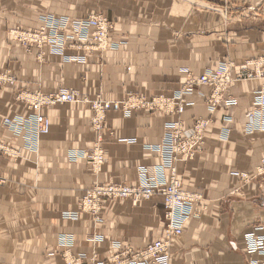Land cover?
Masks as SVG:
<instances>
[{
    "label": "crops",
    "instance_id": "1",
    "mask_svg": "<svg viewBox=\"0 0 264 264\" xmlns=\"http://www.w3.org/2000/svg\"><path fill=\"white\" fill-rule=\"evenodd\" d=\"M96 2L98 6L84 2V12L74 18L99 10L114 25L112 40L127 44L106 52H65L76 57L88 53L84 65L50 55L40 61L35 48L25 50L9 42L6 28L18 24L36 28L35 15L0 21V71L8 70L16 79L15 86L0 89V140L10 147L21 149L23 141L13 138L1 120L25 114L15 99L19 92L51 94L65 89L79 99L100 96L109 102L130 95L171 96L188 73L214 71L221 60L241 65L264 58V14L244 11L258 13L264 0H194L190 6L189 0ZM206 4L225 5L229 17L219 10L194 8L204 9ZM260 72L261 77L238 81L229 91L238 102L233 108L221 104L211 114L204 103L207 87L187 98L190 105L179 118L184 126L190 128L198 119L210 123L202 151L193 161L175 166L181 187L200 194L202 200L172 245L170 264H247L251 259L244 252L243 234L256 226L264 230V174L257 173L264 157V132L246 135L244 129L253 94L264 88V67ZM88 104L45 109L50 129L41 136L38 152H23L19 160L0 156V176L6 180L0 187V264H64L62 254L93 252L105 258L114 243L140 250L163 238L165 209L159 194L137 205L129 200L106 202L98 221L88 214L76 220L63 218L64 213L77 211L85 191L96 184L134 185L141 170L156 174L161 161L148 148L160 143L165 122L174 120L161 113L134 112L124 118L108 112L98 145ZM95 147L105 154L99 173L85 160H68L72 150ZM168 175L167 170L164 176ZM243 175L248 179L242 180ZM62 234L73 239L68 251L60 247Z\"/></svg>",
    "mask_w": 264,
    "mask_h": 264
},
{
    "label": "built area",
    "instance_id": "2",
    "mask_svg": "<svg viewBox=\"0 0 264 264\" xmlns=\"http://www.w3.org/2000/svg\"><path fill=\"white\" fill-rule=\"evenodd\" d=\"M45 20V24L50 29L46 32L45 29L34 33L26 32L20 35H16L25 44V46H38L47 43L49 52L65 45L67 40L73 39H85L96 38L100 45L98 48H105L106 45H101L104 37V32H101L102 27L107 24L106 19L101 17H89L84 20H80L71 24L68 20ZM82 29V33L85 35H75V33L69 32L68 34L60 33L64 27L68 29ZM89 28H93V32H89ZM45 31V32H44ZM16 36L14 37L16 39ZM54 52V51H53ZM263 62H258L261 67ZM251 66V62L249 63ZM264 66V65H263ZM230 66L222 64L219 70L215 73L209 71L206 74L199 77H188V80L181 86V88L174 93L173 97L156 96V97H132L128 96L123 103L106 102L94 99L88 101L84 99L86 103H90V110L92 112L93 121L97 128L104 125L105 116L107 112H119L124 113V117L127 118L132 110H145L148 113H164L170 116H179L182 114L185 106L184 96L190 94L195 88L201 86H207L211 88L210 94L205 103L208 105L211 111L217 110L220 106V102H223L225 106H232L235 101L232 100L227 90L238 80H250L253 79V71L248 69V66L243 68L240 73H237L234 77L229 72ZM9 83L13 84L12 78L0 74V85ZM19 98L22 102H25V108L31 112V115L21 118L18 121H13L12 118L4 120V125L8 128H13L14 131L20 126L24 135L28 136L30 133V139L37 140L41 136L47 135L50 129V123L48 119L41 113L42 110L53 107L57 104H74L79 102V98L74 92L67 90H60L54 94L44 95L41 93L27 94L20 93ZM219 105V106H218ZM246 133L252 134L254 132H264V88L255 93V102L251 108V111L246 113ZM12 119V120H11ZM194 127L191 130H184L180 121L176 118L172 122H167L164 125V137L159 144L148 148L152 152H155L160 161L162 167L158 172V176L155 174L148 176L144 171V179L138 186H131L128 184L121 185H106L96 186L89 190L79 202L80 209H78L77 215L66 214L65 218L73 219L77 218L81 214H88L98 221L100 212L103 205L106 202H117L120 200H129L134 205H137L143 201H148L154 194L159 193L163 198L164 213V235L159 241L148 244L146 247L140 250H132L130 248H123L120 244H112L110 247L111 253L105 258H100L97 254L92 253L91 256L86 255H71L62 254L64 264H170L169 248L174 238H177L181 232L183 225L192 217L193 206L201 199L200 196L191 192L184 191L181 185L176 180L174 175L173 163L177 159L184 161H192L196 158V154L199 153L202 138L205 134L206 124L202 122H195ZM28 128V129H27ZM18 131V130H17ZM33 132L37 134L34 135ZM93 154H87L83 152H68V160L71 163H76L79 159L86 160L92 171L99 173L104 164L103 153L100 150H95ZM160 162V163H161ZM167 170L171 171V178L167 180L164 175L167 174ZM93 171V172H94ZM258 173L264 174V160L263 164L259 168ZM246 179V178H244ZM262 226H256L249 232L243 234L244 252L248 256L259 255L264 256V232ZM263 232V233H262ZM73 245V239L63 237L60 241V247L64 250H70ZM247 264H264V259L261 261H248Z\"/></svg>",
    "mask_w": 264,
    "mask_h": 264
},
{
    "label": "rangeland",
    "instance_id": "3",
    "mask_svg": "<svg viewBox=\"0 0 264 264\" xmlns=\"http://www.w3.org/2000/svg\"><path fill=\"white\" fill-rule=\"evenodd\" d=\"M2 1L5 3V8L0 9V21H3V19L10 18V17L27 18V15H28V18H29V17H31V15H35L36 16V19H37V22H38L36 28L25 29L22 26H20L19 24L15 25V26L13 25V26H9L8 28H6L5 35H6V37L9 40L10 43H13V44H15L18 47L24 48L25 50H29L31 48H35L36 50H38L39 54H38L37 57H38V59H40V61H43L45 59L46 55H48V56L50 55V56L62 57L64 63H69V64L70 63H77V64L84 65L88 61V57H89L88 53H86L84 56L76 57V56H67V55H65V52L67 50H72V51H75V52H78V51L81 52L83 50H87V51L89 50V51H94V52L95 51L96 52H106V51H110V50H121V49L126 47L127 43H125L123 41L116 42V41L112 40L111 34L114 31V25L106 18V16H104L103 12H99V10H96L95 14H90V15H88L86 17H83V18H74V17H78L81 13L84 12V8H83V3L84 2L85 3H89L90 2V4L98 6V3L96 2L98 0H1V2ZM225 1L226 0H224V2ZM193 2H194V0H189L188 6H190V3L194 4ZM206 5H207V7L204 8V9L203 8H198V7H195V6H194V8H196L198 11L206 10V11H210V12H213V13L215 11L219 10L220 12L222 11V13H223L221 15H223L224 17L225 16L229 17L228 16L229 15V10H228V8L225 5L222 8L221 7L220 8L212 7L213 5H208V4H206ZM244 11L247 12L246 14H249V13H256L258 15L264 14L263 13L264 9L259 10L258 13L253 11V10H248L247 8H245ZM230 12H231V9H230ZM89 17H101L102 19H104V18L106 19V23H107L108 27H107V30L104 33V37H102L103 40H102V44H101V45H103L105 43L106 47L104 49L103 48H98V45H100V43L98 42V40L96 38H92L91 39L89 37V38H85V39L67 40L64 46L62 44L61 47L56 48L55 50H53L54 52L52 51V53H50L49 52L50 48L48 46H45L47 43L44 42V44H42L40 47H38V46L37 47L36 46H30V45L25 46V44L19 39V37L16 36V35H20V34H23V33H26V32H31V33H34V32H37V31L40 32L41 29H43V28L45 29L46 32H49L50 29L45 24V20L49 21V20L53 19V20H56L57 22H60L59 20H68L71 24H74L75 22H78L80 20H84V19L89 18ZM81 30L82 29H77L76 27H74V29H70V26H69L68 29H66V30L63 27L62 30L59 31V32L61 34L64 33L65 35L68 34L69 32L75 33V35H79V34L85 35V34L82 33ZM89 32L92 33L93 31L89 30ZM15 36H16V39L14 38ZM91 53H93V52H91ZM259 59H263V61H264V58H259ZM225 63H227V62H225V60L219 61L218 62L219 65L217 66V68L215 67L216 69L214 71L218 70L220 68V66L222 64H225ZM263 65L261 66V68L264 67ZM252 67L253 66L251 65V68ZM205 71L209 72V71H213V70L212 69H207ZM0 74L6 75V76H11L12 78H14L15 83H16L15 77L8 70H5V71L2 70V71H0ZM258 74L260 75L261 72L260 73L258 72ZM185 80L186 79H184V82H185ZM184 82H183V84H184ZM14 86H15V84H14ZM181 86L177 90H175L173 93L177 92L181 88ZM1 88H3V86L0 85V89ZM60 90H65V89H60ZM60 90H58V91H60ZM57 92H55V93H57ZM20 93H27V92H19L15 96L16 101L19 104H21L22 107L25 108V106H24L25 102H22L21 98H19L20 97L19 96ZM51 94H54V93H51ZM130 96H134V95H130ZM127 97L121 102H117L116 101V103H123L127 99ZM86 98L85 97L80 98L79 102L86 103V102L83 101ZM150 98H152V97H150ZM94 99H99L102 102L106 101V100L102 99L100 96H94ZM92 100H90V101H92ZM106 102H109V101H106ZM111 103H113V102H111ZM86 104H88V103H86ZM48 108H51V107H48ZM25 111H26L25 114L16 115L14 117L7 116V117H5V118H3L1 120L2 127L4 129H6L12 135L13 138L20 139V140L23 141V147L21 149H15V148L10 147L4 141L0 140V156H3L5 158L11 159V160H19V158L23 156V155H21V153H23V152H24L23 154L37 153L38 152L39 142H40L41 137L39 138V140H37L38 136L36 135L37 134L36 132H33V134L36 135L35 136L36 138L34 140H31L29 138L31 136L30 133H28L29 137L27 135L25 136L24 133H21V132H23V130L20 129V126L17 127L18 131L17 130L14 131L13 128H8L7 126L4 125V120L8 119V118H12L13 121H16V120L18 121L19 119L21 120V118H23V117H27L28 118L31 115V112L28 110V108L27 109L25 108ZM43 111L44 110L41 111L42 114H43ZM110 112H113V111H110ZM134 112L135 111H130L129 114L131 115ZM115 113H119V112H115ZM122 114H124V113L122 112ZM150 114L153 115L155 113H150ZM161 114H164V113H161ZM43 116H44V114H43ZM91 117L93 118L92 112H91ZM124 118H126V117H124ZM90 123H91L93 131L96 132V134L98 136L97 139H96L95 144L99 145V143H101V141H98L99 138H100L99 136H100L101 132L104 130L105 125H102V126H100V128H97L95 126V124L92 123V121H90ZM105 123H106V116H105L104 124ZM99 148L100 147H95V148H93L90 151H86V152L85 151H80V152L87 153V154L90 155V154H93L92 152H94L95 150H99ZM72 151H74V150H72ZM102 153H103V157H104V161H105V154H104L103 151H102ZM22 158H24V156ZM85 161L87 163H89V158H86ZM5 183H6V180L0 176V187L4 186ZM109 185H119V184H109ZM96 186H106V185H104V184L103 185H97L96 184V185L92 186L91 188L87 189L82 197H84L85 194L89 190L93 189ZM82 197H81V199H82ZM78 209H80V206H78L76 212H66V213H64V217L63 218L66 219V220H76L79 216L77 218H73V219H67V218H65V216H66V214L77 215L76 213L78 212ZM64 235H67V234L60 235L58 240L61 241V239L63 237H65ZM70 238H72V237H70Z\"/></svg>",
    "mask_w": 264,
    "mask_h": 264
},
{
    "label": "bare ground",
    "instance_id": "4",
    "mask_svg": "<svg viewBox=\"0 0 264 264\" xmlns=\"http://www.w3.org/2000/svg\"><path fill=\"white\" fill-rule=\"evenodd\" d=\"M107 27H108V25L107 24H105L103 27H102V29H101V32H104L106 29H107ZM90 29V31H94L93 30V28H89ZM104 43V42H103ZM104 45H105V43H104ZM263 62V59H260V60H257V61H255V62H251V65L253 66V68L254 69H252V71H253V79H255V78H259V77H261V74L259 75L258 74V72L260 71V69H261V67H259V65H258V62ZM250 63V62H249ZM249 63H244V64H241V65H235V64H233V63H231V62H227V63H225L226 65H229L230 66V69H229V72H230V74L234 77L237 73H240L242 70H243V68L244 67H246V65L248 66V69L251 71V66H250V64ZM219 70V69H218ZM218 70H216V71H213V72H217ZM259 70V71H258ZM207 72H205L204 74H206ZM204 74H202V75H204ZM202 75H199V76H202ZM189 76H191V77H199V76H194V75H191L190 73H188L187 74V76H186V80H185V82L188 80V77ZM8 77H10V78H12L11 76H8ZM12 80H13V84H9V83H6V84H4L3 85V87H13L14 86V84H15V80H14V78H12ZM250 80H252V79H250ZM238 81H241V80H238ZM237 81V82H238ZM184 82V83H185ZM236 81L234 82V84L227 90V94H228V96L232 99V100H234L235 101V104L234 105H232V106H230V105H228V106H225L226 108H233V107H235V106H237V104H238V102H237V100L235 99V98H233L232 96H230V94H229V91L235 86V84L237 83ZM203 87H207V86H201V87H198V88H195V90L194 91H192L190 94H187V95H185L184 96V100H185V106H184V110H185V108L187 107V106H189L190 105V103L189 102H187V98L188 97H190V96H192L193 94H195V93H197V92H199V89L200 88H203ZM207 88H209V90L211 91V88L210 87H207ZM262 90V89H261ZM261 90H258V91H256V92H259V91H261ZM179 92V91H178ZM256 92H254V101H253V103L255 102V93ZM28 94H36V93H41V92H35V93H29V92H27ZM41 94H43V93H41ZM209 94H210V92H209ZM209 94L204 98V100L206 101V99L208 98V96H209ZM44 95H48V94H44ZM160 96H164V95H160ZM174 96V93L171 95V96H166V97H173ZM132 97H145V96H136V95H134V96H132ZM156 97V96H155ZM205 101H204V103H205ZM223 102H220V104L219 105H221ZM57 105H60V104H57ZM57 105H55V106H57ZM205 105H206V107H207V109H208V111L212 114V113H214L216 110H213V111H211L210 109H209V107H208V105L205 103ZM218 105V106H219ZM252 106H253V104H252ZM54 107V106H53ZM252 108V107H251ZM45 110V109H44ZM184 110H183V112H184ZM132 111H135V112H147V111H145V110H141V109H139V110H132ZM249 111H251V109L250 110H248V111H246L245 112V115H246V113H248ZM183 112H182V114H183ZM107 114V113H106ZM182 114H180L179 116H170V115H166L168 118L169 117H174V118H176L178 121H180L179 120V118H180V116L182 115ZM128 116H130V114L128 115ZM127 116V117H128ZM49 121V120H48ZM90 121H93V118L91 117V120ZM173 120H171V119H169L168 121H166L165 123H167V122H172ZM197 122H202V123H205L206 124V127H205V130L208 128V125H209V123H210V121L209 120H203V119H198V120H196ZM195 121V122H196ZM180 123L182 124V127H183V129L184 130H191V129H193V127H194V125L195 124H193V126L192 127H190V128H187V127H185L184 126V124H183V122L182 121H180ZM163 129H164V127H163ZM204 130V131H205ZM244 131H246V125H245V129H244ZM254 133H256V132H254ZM254 133H252V134H254ZM252 134H246V135H252ZM205 136V135H204ZM163 137H164V132H163V134H162V138H161V140L163 139ZM161 140H160V142H161ZM203 145H204V137L202 138V142H201V147H200V150L202 151V147H203ZM200 151V152H201ZM199 152V153H200ZM198 154V153H197ZM197 154H196V156H197ZM263 160H264V157L262 158V160H261V162H260V165H259V167H258V169H257V173H258V171H259V168L261 167V165L263 164ZM193 161V160H192ZM177 162H185V163H187V162H191V161H184V160H181V159H177L174 163H173V169H174V175H175V177H176V180L178 181V183L181 185V183H180V180H179V177H178V174H177V171H176V163ZM162 167V162H161V164L160 165H158V168H157V170L155 169V171H156V177L158 176V172H159V170H160V168ZM94 171V170H93ZM146 172V170H141L140 171V175H141V178H140V180H139V182L137 183V184H134V185H132V184H129V185H131V186H138L141 182H142V180L144 179V173L143 172ZM169 171V170H168ZM94 172H97V171H94ZM165 178L167 179V180H169L170 178H171V171H169V175L168 176H165ZM244 178H246V179H248L247 178V176H242V180H245ZM183 189V188H182ZM184 190V189H183ZM184 191H186V190H184ZM188 192V191H187ZM156 194H159V193H156ZM193 194H196V193H193ZM155 195V194H154ZM153 195V196H154ZM160 195V194H159ZM196 195H198V196H200L201 197V199L199 200V202L202 200V196L200 195V194H196ZM152 196V197H153ZM161 196V195H160ZM151 197V198H152ZM162 197V196H161ZM150 198V199H151ZM162 200H163V198H162ZM195 205V204H194ZM193 208H194V206H193ZM193 216V215H192ZM79 218V217H78ZM77 218V219H78ZM191 219V218H190ZM189 221V220H188ZM187 221V222H188ZM186 222V223H187ZM185 223V224H186ZM185 224L183 225V227H182V232H181V234L177 237V238H174L173 239V241L171 242V245H170V248H169V254H170V250H171V248H172V245L175 243V241L176 240H178L180 237H181V235L183 234V229H184V226H185ZM165 228V227H164ZM163 235H164V231H163ZM65 237H67L66 235H64ZM67 238H69V237H67ZM157 241H159V240H157ZM60 242V241H59ZM154 242H156V241H154ZM151 243H153V242H151ZM66 251H68V250H66ZM94 253V252H93ZM246 254V253H245ZM66 256H68V254H65ZM247 255V254H246ZM87 256V255H86ZM89 256H91V254L89 255ZM88 256V257H89ZM248 256V255H247ZM248 257H250L251 259L250 260H253V261H261V260H263L264 259V256H259V255H252V256H248ZM253 257H258L259 259H255V258H253ZM249 260V261H250Z\"/></svg>",
    "mask_w": 264,
    "mask_h": 264
}]
</instances>
